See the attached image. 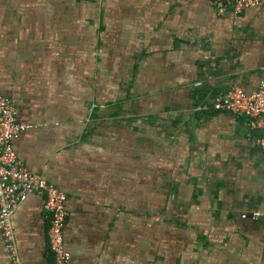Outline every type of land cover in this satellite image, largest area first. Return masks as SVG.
<instances>
[{"label": "crops", "instance_id": "obj_1", "mask_svg": "<svg viewBox=\"0 0 264 264\" xmlns=\"http://www.w3.org/2000/svg\"><path fill=\"white\" fill-rule=\"evenodd\" d=\"M261 81L264 0H0V96L67 197V264H264L263 129L211 107ZM10 223L16 264H53L41 197Z\"/></svg>", "mask_w": 264, "mask_h": 264}, {"label": "built area", "instance_id": "obj_2", "mask_svg": "<svg viewBox=\"0 0 264 264\" xmlns=\"http://www.w3.org/2000/svg\"><path fill=\"white\" fill-rule=\"evenodd\" d=\"M259 2L260 0H211L217 13L230 11L235 15L255 7ZM211 107L218 112L248 119L247 125L252 129L262 128L256 146L264 151V81L260 82L258 90L250 94H246L240 87H234L225 94L217 95L212 99ZM31 128V125L18 121L14 101L0 96V235L11 261L16 264V246L10 217L29 196H39L43 199L44 210L50 222L48 248L53 256V264H67L70 260V254L64 246L67 197L56 186L31 173L14 151V141ZM250 216L254 220L264 218V211L252 212ZM241 217L246 218L247 215Z\"/></svg>", "mask_w": 264, "mask_h": 264}, {"label": "trees", "instance_id": "obj_3", "mask_svg": "<svg viewBox=\"0 0 264 264\" xmlns=\"http://www.w3.org/2000/svg\"><path fill=\"white\" fill-rule=\"evenodd\" d=\"M93 116H95V117H96V115H94V114H93ZM48 249H49V248H48ZM49 252H50V251H49ZM50 254H51V252H50ZM51 255H52V254H51ZM52 257H53V256H52Z\"/></svg>", "mask_w": 264, "mask_h": 264}, {"label": "water", "instance_id": "obj_4", "mask_svg": "<svg viewBox=\"0 0 264 264\" xmlns=\"http://www.w3.org/2000/svg\"><path fill=\"white\" fill-rule=\"evenodd\" d=\"M262 218V217H261Z\"/></svg>", "mask_w": 264, "mask_h": 264}]
</instances>
